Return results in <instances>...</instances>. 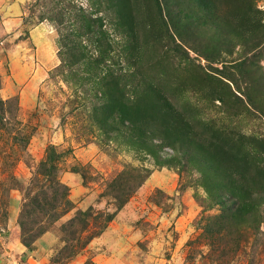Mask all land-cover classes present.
I'll use <instances>...</instances> for the list:
<instances>
[{
  "label": "rangeland",
  "instance_id": "obj_1",
  "mask_svg": "<svg viewBox=\"0 0 264 264\" xmlns=\"http://www.w3.org/2000/svg\"><path fill=\"white\" fill-rule=\"evenodd\" d=\"M210 2L0 0V264H264L198 163L264 189V0Z\"/></svg>",
  "mask_w": 264,
  "mask_h": 264
},
{
  "label": "trees",
  "instance_id": "obj_2",
  "mask_svg": "<svg viewBox=\"0 0 264 264\" xmlns=\"http://www.w3.org/2000/svg\"><path fill=\"white\" fill-rule=\"evenodd\" d=\"M200 1L203 3L205 0H200ZM208 1L210 2V0H208ZM166 109H168L169 113H171V114L174 110L172 105L168 104V103H167ZM145 111H147V110L145 109ZM130 113L131 112H129V111H123L122 116H121L123 119V123L124 124H131L130 129L134 130V131H138V133L140 130L139 129L135 130L137 128V124H138L137 120L142 119L144 127H146V124L148 123L149 120H151V117L154 118L149 113L142 115V118L137 117V116H132ZM128 115H131V117H129ZM133 115H135V114H133ZM163 115L165 117L164 119H165L166 123L170 122L168 120V117H166L167 115L168 116H170V115L164 114V113H163ZM150 133H151L150 130L143 129L142 133L139 135L140 139H134V137H131V139L134 143H136V144L138 143V144H141L142 146L143 145L145 146L147 143V138L150 137ZM164 140H165V138H164ZM168 145L173 146V144L170 142ZM212 145L213 146H211V148L214 149L215 144H212ZM201 148L202 147H199L200 150H201ZM214 152L215 153H213L212 156H207L204 159H198V163H200V165L202 167L200 165L199 166L205 170L207 175L213 178L211 185H210L211 188L210 189L207 188V191L209 192L210 196H212L214 198L215 202L217 204L219 203L222 207L221 208L222 209V215L220 216L219 221L217 220L218 225L220 227L219 230L227 231V233L229 235L232 233L231 229L229 228V225H231L232 223H234L235 225H237V227H239V229H241L243 226V222L246 220V216L248 218H251V213L253 211H255L257 208H259L260 210H263V213H264V189L262 191L255 192V194L248 193L246 191L247 189L244 188L243 182H242L243 180H245L247 178L245 176H242V177H240V179H238L239 186L236 188V190L235 189H230V190L226 189L225 191L221 190V187L219 186V179H220V177H222L223 167L226 164L224 162L225 159H223L221 157V153H219V152H222L221 149H219V150L214 149ZM237 158L238 157H236L235 159H237ZM191 160L193 161V159H191ZM241 160L244 163L241 167L243 169L244 166H248V161L246 159H241ZM231 183H233V181ZM242 192H244L245 194H242ZM227 198L228 199H230V198L236 199L234 202L235 208H233L232 212H231L230 208H228V205L225 201ZM260 216H261L260 214L256 215V218L254 219L255 223H257V222L263 223L264 222V221L259 219ZM228 217L233 222L230 221L228 223V227H225V225H224L225 219H227ZM241 232H242V234L245 233L244 228L241 230Z\"/></svg>",
  "mask_w": 264,
  "mask_h": 264
},
{
  "label": "built area",
  "instance_id": "obj_3",
  "mask_svg": "<svg viewBox=\"0 0 264 264\" xmlns=\"http://www.w3.org/2000/svg\"><path fill=\"white\" fill-rule=\"evenodd\" d=\"M23 264H29V263H23Z\"/></svg>",
  "mask_w": 264,
  "mask_h": 264
}]
</instances>
